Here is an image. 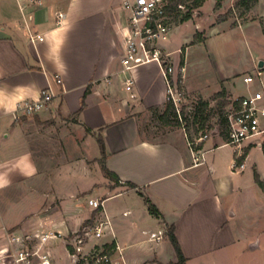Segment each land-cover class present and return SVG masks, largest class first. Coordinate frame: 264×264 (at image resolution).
Wrapping results in <instances>:
<instances>
[{
    "label": "crops",
    "instance_id": "crops-1",
    "mask_svg": "<svg viewBox=\"0 0 264 264\" xmlns=\"http://www.w3.org/2000/svg\"><path fill=\"white\" fill-rule=\"evenodd\" d=\"M122 1L42 0L41 4L6 1L2 9L6 20L0 22V120L12 116L15 121L19 102L37 99L44 88L52 86L57 96L48 108L32 115L37 124H45L50 116L69 118L77 114L75 124L83 129L86 142L96 138L87 128L92 131L101 128L106 145L104 163L119 177L110 189L119 187L118 194L137 193L146 206L149 199L161 213L157 217L145 207L137 212L129 207L116 212L108 210L104 203L105 210H101L95 223L109 216L116 237L108 235L100 243L119 244L129 264H177L178 255L166 260L159 254L162 241L170 238L168 233L160 241L149 239L150 232L168 231L171 225L185 264H264V200L260 199V192L251 196L240 187L229 189L224 181L220 183L211 177L216 160L229 145L219 138L203 141L198 148L213 153L211 164L207 167L205 160L196 167L194 148L185 129L171 128L165 123L164 129L150 126L151 118L160 120L167 103V82L159 62L133 67L130 75L135 83L131 91L126 89L129 72H124L122 65L125 49ZM212 2L214 5L215 0ZM18 11L23 13L27 29L22 26ZM10 20L13 25L6 23ZM29 30L44 35V40L31 43ZM185 63L187 66V55ZM57 75L62 83H57ZM182 83L185 91L199 89L191 84L186 73ZM226 89L233 94L230 88ZM29 119L25 115L21 116L20 124L14 122V128L19 125V130L13 132L16 140L12 144L18 146L17 151L4 146L0 137V184L4 185L0 189L19 180L31 182L30 190L39 192L41 197L40 208L33 212L37 214L34 221L25 220L24 226L4 224L5 234L30 228L75 232L95 209L85 208L81 199L65 201L55 195L49 201L48 189L52 188L46 186L33 152V145L41 139V129L33 132L29 126H23ZM252 145L243 143L241 155L233 146L231 167L239 160L245 162L246 168ZM258 146L264 153L263 145ZM128 182L136 187H129ZM255 182L264 191L263 171H255ZM83 192L74 191L71 196L79 198ZM153 221L158 228L151 224ZM255 231L258 232L252 237ZM138 245L141 250L129 251ZM53 260L61 264L55 254Z\"/></svg>",
    "mask_w": 264,
    "mask_h": 264
},
{
    "label": "rangeland",
    "instance_id": "rangeland-1",
    "mask_svg": "<svg viewBox=\"0 0 264 264\" xmlns=\"http://www.w3.org/2000/svg\"><path fill=\"white\" fill-rule=\"evenodd\" d=\"M6 1L9 0H0V22L6 20L2 15L3 4H7ZM199 10L189 21L180 23L174 20L169 21L171 30L166 38L159 41V44L166 51L172 52L170 58L176 64L180 62V55L181 61L185 63L187 55L186 74L191 84L199 88L197 91H185L182 87L189 102L195 104L199 98L208 101L207 110L203 111L207 115L211 113L212 109H216L228 95L233 96V103H235L236 98L241 97L248 90H258L264 93V67L262 69L258 68V62L260 60L264 61V32L262 26L264 0H258L250 10L245 12L243 11L244 8L237 4V0H224L219 7H217L216 0L214 5L212 0H206ZM18 14L22 26L27 29L23 13L18 11ZM27 21L29 22V19ZM6 23L13 25L12 20ZM179 49L182 50L181 53ZM246 74H250L254 78L249 85H246L243 81V76ZM181 86H183V83ZM226 87L230 88L233 94H229ZM130 93L128 95H131ZM28 115L31 119L23 122L22 125L29 126L33 129V132L36 128L41 129V136L39 137L41 139L33 145V152L39 165L38 169L44 174L42 178H46L44 180L46 186L52 188L48 189L50 193L49 201L55 195L62 197L65 201L81 199L84 207L90 210L94 207L88 204V199L96 197L93 199H106V207L111 211L122 212L126 207L136 212L139 211L140 207L149 209L148 204L146 206L137 193L118 194L121 191L119 187L113 190L110 189L109 186H115L117 182L108 177L103 170L102 163L99 160L101 150L97 139L90 138L87 142L84 141L83 129L75 124L77 123V114L69 118H62L59 115L50 116V119L44 121L45 124L43 125L37 124L33 120V114ZM15 121L20 124L23 120L19 117L15 118ZM15 121L12 116L0 120V137L4 146L17 151L18 146L12 145L13 141L16 140L13 132L19 130L18 124H16L17 128H14ZM149 122L150 126L156 129L165 128L162 120L151 118ZM169 127L184 129L174 125ZM205 133L209 134L206 140L213 138L226 140L225 133L217 124L216 118H212L211 121L206 123L205 128L200 130L197 138ZM7 135L9 136L6 137ZM257 141V138H251L244 142L245 144L252 142L254 145L251 146V157L243 172L231 167L233 158V155L231 157V150L234 147L229 145L216 160L215 171L211 173V177L218 179L220 183L224 181L229 189L237 187L239 190L238 187H240L242 192L247 191L251 196L255 195L256 192H260L259 197L264 200V191L255 182V171L264 172V153L258 146ZM204 153L207 160L206 166L208 167L211 164L210 158L213 153L210 150L206 152L204 150ZM96 156L99 157L98 160L95 158ZM48 182L50 183L48 184ZM32 185L31 182L19 180L11 187L0 189V256L7 253L9 247L7 242H4L6 234L3 225L22 224L24 226L23 222L25 220L34 221L37 215L33 212L40 208L41 197L38 195L39 192L30 190ZM40 186L42 187V185ZM74 191L84 192L77 198L76 195L71 196ZM61 200H58V202L61 203ZM71 211L68 212V215ZM86 212L88 213V211ZM151 220L153 219L151 218ZM151 224L158 228L156 221ZM34 230V228H30L26 231L33 232ZM162 231L163 236H165L167 230ZM257 232H253L252 237ZM71 233V235L75 234L74 232ZM262 237L264 239V233ZM104 239L105 237L90 238L85 247L88 248L95 242L100 243ZM50 241L48 249L57 256L61 264H72L65 239L54 238ZM3 244L4 246H2ZM161 244V248H163L159 252L161 257L166 260L177 258L178 254H176V249L170 238L166 237ZM140 247L141 245L134 246L129 251L141 250Z\"/></svg>",
    "mask_w": 264,
    "mask_h": 264
},
{
    "label": "built area",
    "instance_id": "built-area-1",
    "mask_svg": "<svg viewBox=\"0 0 264 264\" xmlns=\"http://www.w3.org/2000/svg\"><path fill=\"white\" fill-rule=\"evenodd\" d=\"M22 1V0H21ZM32 4H41L42 0H29ZM167 0H123L121 5L122 24L121 32L124 38L125 49L122 57L123 71L129 72L125 78L126 89L131 91L135 80L130 75V70L139 65L151 61H157L164 67V75L167 82V101L176 106L177 113L181 119L183 104L188 102L185 92L181 86L186 73V63L180 61L178 64L169 58L172 52H165L159 44L161 39L167 37L171 26L166 20ZM183 7L182 5H180ZM28 39L35 44L44 40V35L28 31ZM181 53L182 50L179 49ZM253 76L246 74L243 81L246 85L251 84ZM57 83H62V78L56 76ZM57 96L52 86L44 88L39 98L24 99L18 103L15 110V117L19 118L28 114H36L54 101ZM134 96V95H133ZM228 130L225 143L234 146L237 154H243V143L251 138H257L258 143L264 142V93L262 91L250 90L247 94L236 98L235 103L230 107L228 113ZM209 134H202L200 137L190 141L194 148L193 166H200L205 163V153L198 148L208 138ZM245 162L235 160L232 164L234 169L243 170ZM90 206L105 210L104 199L88 200ZM129 212H124L128 214ZM72 233H63L56 229L36 228L33 232L9 231L6 234L8 244L7 253L0 256V264H55L53 254L49 251L50 240L64 238L66 241L69 256L74 264V257L78 255L76 264H129L124 255V248L116 243L95 242L86 248L85 244L90 238L99 239L116 233L109 216L98 220L89 229H78ZM163 238V231L150 232V240L160 241ZM69 245L77 249L72 253ZM83 248L82 251H79Z\"/></svg>",
    "mask_w": 264,
    "mask_h": 264
},
{
    "label": "trees",
    "instance_id": "trees-1",
    "mask_svg": "<svg viewBox=\"0 0 264 264\" xmlns=\"http://www.w3.org/2000/svg\"><path fill=\"white\" fill-rule=\"evenodd\" d=\"M167 1L168 4L166 7V17H167L166 20L168 22L174 20L180 23L192 19V17L200 11L199 8L203 6L206 0H167ZM216 1H217V7H219L221 6V3L224 0H216ZM257 1L258 0H237V4L243 7L244 8L243 11L245 12L250 10L251 7L257 3ZM180 5H182L183 7H181ZM262 26L264 32V19L262 21ZM233 101L234 98L232 95L226 96L216 109L211 110L212 114L209 113L206 115L204 114L203 111L207 110V107L209 105L208 101L199 98L197 100V103L193 104L188 100L187 103L183 104L181 119L177 113L176 106L172 102L167 101L165 109L160 113L159 118L165 124L183 127L187 133L189 141L195 140V138L199 136L200 130L205 128L206 123L211 121L212 118H216L217 124H219L220 129L223 131V133H225V136H227V130H228L227 116L230 107L233 105ZM84 105L85 102L83 101L82 107ZM87 132L93 133V135L97 139V142L101 150V157L99 158V160L102 163L103 170L108 175V177H110L113 181L117 182L119 180V177L114 172L110 171L104 163L105 155H106V145L101 132V128L97 131H92L91 129L87 128ZM263 149H264V144H263ZM128 186L131 188L136 187V185L131 182H128ZM146 201L148 203L150 213L157 217H161V213L158 210V208L155 205H153L149 199H146ZM101 210L102 208L95 209L92 213V216L89 219L85 220L83 226L81 227V230L89 229L93 227ZM167 233L179 257V261L177 264H185V257L182 253L181 246L176 236L174 235L173 225L170 226ZM110 246H111L110 244H105L106 248H109ZM69 249L72 253H77V249L74 246L69 245Z\"/></svg>",
    "mask_w": 264,
    "mask_h": 264
},
{
    "label": "water",
    "instance_id": "water-1",
    "mask_svg": "<svg viewBox=\"0 0 264 264\" xmlns=\"http://www.w3.org/2000/svg\"><path fill=\"white\" fill-rule=\"evenodd\" d=\"M263 67H264V61L260 60V61L258 62V68H259V69H262ZM82 249H83V248H80L79 251H82ZM77 261H78V255H76V256L74 257V261H73L74 264H76Z\"/></svg>",
    "mask_w": 264,
    "mask_h": 264
},
{
    "label": "clouds",
    "instance_id": "clouds-1",
    "mask_svg": "<svg viewBox=\"0 0 264 264\" xmlns=\"http://www.w3.org/2000/svg\"><path fill=\"white\" fill-rule=\"evenodd\" d=\"M4 185L0 184V187H3Z\"/></svg>",
    "mask_w": 264,
    "mask_h": 264
}]
</instances>
